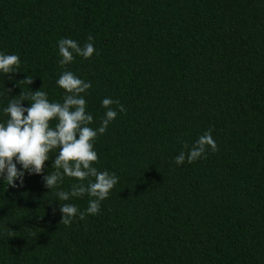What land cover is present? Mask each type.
<instances>
[{"label": "trees", "instance_id": "trees-1", "mask_svg": "<svg viewBox=\"0 0 264 264\" xmlns=\"http://www.w3.org/2000/svg\"><path fill=\"white\" fill-rule=\"evenodd\" d=\"M89 35L93 56L62 68L58 41ZM0 53L20 57L0 72V123L23 91L62 102L63 71L91 82L90 127L104 98L126 109L94 145L119 177L97 215L60 224V204L92 198L59 200L67 176L45 187L58 150L22 186L0 177V264H264V0H0ZM210 128L218 150L176 165Z\"/></svg>", "mask_w": 264, "mask_h": 264}, {"label": "clouds", "instance_id": "clouds-1", "mask_svg": "<svg viewBox=\"0 0 264 264\" xmlns=\"http://www.w3.org/2000/svg\"><path fill=\"white\" fill-rule=\"evenodd\" d=\"M92 41L93 37L89 35L87 42L81 47L71 38H61L58 41L59 55L62 57L60 66L63 68L71 64L75 56L91 58L96 51ZM19 66L18 55L0 53V72H19ZM33 82L31 75L20 81L29 86ZM56 83L66 93L62 102H50L48 94L42 88L31 90L27 94L23 91L18 98H11L3 108V113L9 118L6 123H0V177L4 178L8 186L17 187V180L22 186L25 173L43 175L50 153L58 150L52 165L55 171L43 176L45 187L50 190L58 189L67 176L80 183L73 184L70 191L57 190L55 195L59 200L69 201L72 198H82L85 194L92 198L85 211H80L72 203L60 204V224L70 225L77 216L84 220L86 215H97L101 202L109 198L111 191L119 183V177L115 173L101 172L94 166L99 161L94 145L98 136L105 134L110 123L117 118L118 111L125 112L126 109L119 100L104 98L102 107L106 112L100 126L94 129L90 127L94 117L87 111V101L84 98L92 87L91 82L77 77L71 71H63ZM24 101H30L31 106L24 107ZM212 131L211 128L205 131L191 146L184 143L186 151H181L175 157L176 165H183L186 160L193 163L202 157L206 158L209 149L217 151ZM17 164L22 166L23 171L18 170ZM86 180L87 184L84 183Z\"/></svg>", "mask_w": 264, "mask_h": 264}]
</instances>
